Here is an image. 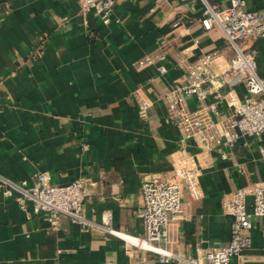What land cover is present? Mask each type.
Returning a JSON list of instances; mask_svg holds the SVG:
<instances>
[{"label":"crops","instance_id":"obj_1","mask_svg":"<svg viewBox=\"0 0 264 264\" xmlns=\"http://www.w3.org/2000/svg\"><path fill=\"white\" fill-rule=\"evenodd\" d=\"M205 2L222 8L229 0H115L106 22L81 15L77 0H0V177L19 182L46 172L57 184L81 176L94 182L85 221L60 216L56 228L46 212L27 214L0 187V264H187L229 240L221 202L234 188L264 179V133L201 151L167 116L164 97L172 83L188 78L180 61L216 52L213 69L220 72L234 54L221 28L202 27ZM246 2L264 15V0ZM248 47L264 78V36ZM157 51L166 55L164 73L156 63L135 64ZM222 79L215 85L224 94L230 88ZM231 89L244 99L242 84ZM141 98L149 101L144 115ZM186 105L199 107L194 96ZM218 110L220 117L228 113L223 103ZM180 150L196 154L202 196L190 200L184 193L182 217L161 244L174 255L166 262L109 233L104 219L142 236L135 215L140 179L167 171ZM261 221L252 220L251 244L230 264H264Z\"/></svg>","mask_w":264,"mask_h":264},{"label":"built area","instance_id":"obj_2","mask_svg":"<svg viewBox=\"0 0 264 264\" xmlns=\"http://www.w3.org/2000/svg\"><path fill=\"white\" fill-rule=\"evenodd\" d=\"M79 13L89 12L108 21L115 0H77ZM200 18L206 30L213 25L221 28L234 54L226 66L217 72L213 69L216 52H205L193 61H180L178 66L188 75L186 81L172 83L165 92L167 116L176 124L185 139L192 140L201 151L210 152L216 146L229 147L242 134L264 133V78L256 71V62L248 42L254 37L264 36V15L247 6L246 0H229L225 7L205 2ZM166 55L163 51L147 53L135 61L138 66L157 64L158 73L166 71ZM218 66H223L217 62ZM230 88L219 92L215 80ZM242 84L244 99H236L232 87ZM194 96L199 107L187 108V99ZM209 97H213L208 101ZM228 110L224 117L218 116L219 105ZM149 101L141 98L138 112L145 114ZM264 151V149H262ZM225 152L221 157L225 158ZM200 166L196 154L180 150L172 154L170 168L164 172H149L142 175L139 189L141 205L135 210L143 227V235H129L111 227L109 216H105L104 228L121 238L126 244L139 246L159 254L168 261L174 255L161 244L167 241L170 224L181 219L183 196L190 200L199 199L202 190L199 184ZM94 182L77 177L67 183L57 184L46 172H34L29 178L14 182L0 177V187L6 196H14L20 207L29 215L46 212L51 228H56L60 216L84 222L83 205L88 199ZM248 198H251L248 203ZM222 212L230 217V238L217 247H209L195 258L185 259L187 264H230L232 258H242L249 248L251 239L247 231L254 218H261L264 229V179L234 188L221 202Z\"/></svg>","mask_w":264,"mask_h":264}]
</instances>
